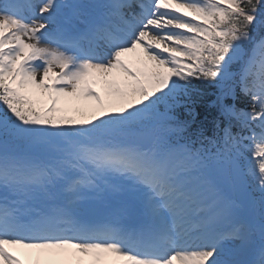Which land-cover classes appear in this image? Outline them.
I'll return each instance as SVG.
<instances>
[{"label":"snow or ice","instance_id":"snow-or-ice-1","mask_svg":"<svg viewBox=\"0 0 264 264\" xmlns=\"http://www.w3.org/2000/svg\"><path fill=\"white\" fill-rule=\"evenodd\" d=\"M0 264H264V0H0Z\"/></svg>","mask_w":264,"mask_h":264},{"label":"trees","instance_id":"trees-1","mask_svg":"<svg viewBox=\"0 0 264 264\" xmlns=\"http://www.w3.org/2000/svg\"><path fill=\"white\" fill-rule=\"evenodd\" d=\"M198 112L200 113V119H204V112H205V109L203 106H198ZM210 111V110H209Z\"/></svg>","mask_w":264,"mask_h":264}]
</instances>
